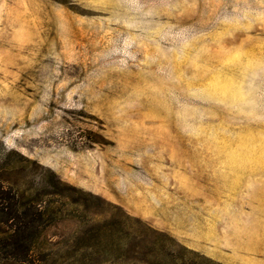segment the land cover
<instances>
[{
  "label": "rangeland",
  "instance_id": "374dc122",
  "mask_svg": "<svg viewBox=\"0 0 264 264\" xmlns=\"http://www.w3.org/2000/svg\"><path fill=\"white\" fill-rule=\"evenodd\" d=\"M0 176L59 211L0 264H64L41 258L111 206L132 235L264 264V0H0Z\"/></svg>",
  "mask_w": 264,
  "mask_h": 264
},
{
  "label": "trees",
  "instance_id": "16d2710c",
  "mask_svg": "<svg viewBox=\"0 0 264 264\" xmlns=\"http://www.w3.org/2000/svg\"><path fill=\"white\" fill-rule=\"evenodd\" d=\"M4 182L9 185L17 184L10 177L0 176V183ZM50 194L59 198L67 192L62 189L61 192L53 191ZM76 195L78 198L74 197V201L82 200V207L87 211L91 199L103 202L96 195H88L83 191H77ZM29 199L16 190L11 196L0 197L2 200L0 213L5 223L10 225L7 234L0 241H5L4 245L11 250L10 259L6 260L13 263H19L30 258L31 254H36L39 219L44 217V212L50 216L49 222L53 214L59 212L58 206L54 207L49 201H43L44 204L37 207L26 205ZM109 208L106 212H109L108 216L93 219L86 227L75 232L72 242L57 259L53 252L48 251L41 260L47 263L59 259L64 264H100L106 261L109 264H216L213 260L184 246L174 249L172 240L155 230L143 228L136 230L132 235L129 230L133 225L131 220L115 206ZM91 212L95 216L98 214V211L95 212L93 209ZM39 262L36 260V263Z\"/></svg>",
  "mask_w": 264,
  "mask_h": 264
}]
</instances>
